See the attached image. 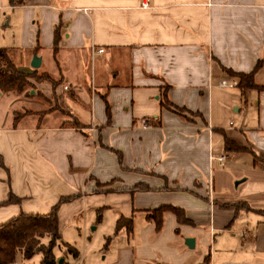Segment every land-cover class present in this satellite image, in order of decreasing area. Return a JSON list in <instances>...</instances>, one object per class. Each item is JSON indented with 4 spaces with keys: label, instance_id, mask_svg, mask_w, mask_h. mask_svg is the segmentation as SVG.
<instances>
[{
    "label": "crops",
    "instance_id": "1",
    "mask_svg": "<svg viewBox=\"0 0 264 264\" xmlns=\"http://www.w3.org/2000/svg\"><path fill=\"white\" fill-rule=\"evenodd\" d=\"M141 3L0 0V47L57 82L37 91L53 109L39 100L0 122V224L73 196L58 209L60 241L73 215L95 229L106 210L122 239L107 264H264V62L253 74L262 89L219 85L232 77L223 68L249 73L264 57V0ZM42 51L54 70L41 69ZM225 137L244 150H226ZM234 202L249 209L224 207ZM119 218L131 233L115 231ZM61 243L78 252L71 264L107 258ZM55 255L70 264L65 247Z\"/></svg>",
    "mask_w": 264,
    "mask_h": 264
},
{
    "label": "trees",
    "instance_id": "2",
    "mask_svg": "<svg viewBox=\"0 0 264 264\" xmlns=\"http://www.w3.org/2000/svg\"><path fill=\"white\" fill-rule=\"evenodd\" d=\"M13 2V0H11ZM264 62V57L259 59L254 69L249 73L234 72L230 69L223 68L230 76L237 79V87L240 90L249 88L262 89L263 87L254 85L253 74ZM31 80H43L51 83V88L57 85L53 79L46 73H38L34 71L32 73H25L20 71L14 59L11 51L6 47H0V91L1 92H15L21 93L25 87L30 85ZM53 109V108H49ZM48 110V109H47ZM44 110L43 112H46ZM31 110H25L18 112L15 116L14 122ZM224 147L228 151H242L243 147L237 145L229 138H224ZM264 168V161L258 160ZM73 196L61 197L60 200L54 204L51 209L45 214L39 213H20L5 222L0 224V264H11L17 259V256H21L20 264H33L31 262L32 257L39 253V264H58V259L55 255V247L60 242V233L58 228V209L62 202L71 199ZM12 201L11 198L7 199L6 203ZM224 207H228L237 212L239 209H249L248 205L241 202H234ZM166 207H160L151 212L149 218L155 221L156 229H160L162 225V213ZM176 212L177 216L181 218L182 211L176 208H171ZM125 228L129 234L132 231V222L130 218H119L116 222L115 231L117 232L121 228ZM65 251L70 253L72 257H77V250L70 244H65ZM209 259L206 256L199 264H208ZM62 264H67L66 261H62Z\"/></svg>",
    "mask_w": 264,
    "mask_h": 264
},
{
    "label": "rangeland",
    "instance_id": "3",
    "mask_svg": "<svg viewBox=\"0 0 264 264\" xmlns=\"http://www.w3.org/2000/svg\"><path fill=\"white\" fill-rule=\"evenodd\" d=\"M9 33V30L3 31L0 28V38L7 37L6 35ZM43 61L41 69H52L54 70V62H53V55L51 52L42 51ZM40 55V57H42ZM50 85L51 83L45 82L43 80H31L30 85L25 87L21 93H15L12 91L9 92H2L0 96V122L4 120H8L10 115H17L18 112H23L25 110H31V108L35 107V101H41L44 104L45 110L48 108H53L55 105L49 100H45L46 96L38 97V90L39 88H43L46 90V86ZM32 91H34L32 93ZM104 213V219L100 225L92 229L93 224H87L84 229L83 217L85 216L84 213L73 215L69 218V224L65 226L64 231L65 234L61 235V241L55 247V253H63L64 252V244L62 245L61 242H69L75 246V242L83 246L84 242L91 246V251L89 255V260L95 258L96 253L101 251V258L103 255H107V258L104 264H107L110 261L111 254L116 252L118 247L121 245V238L116 237L114 238L112 229L114 227L113 224L108 223L110 219V213L106 210L102 211ZM95 213V212H94ZM71 221H74V224H71ZM92 229V230H91ZM85 231V232H84ZM71 232V235H70ZM111 237L110 241L108 242V237ZM86 240V241H85ZM106 248L107 252H103ZM82 250V249H81ZM19 256V255H18ZM92 256V257H91ZM40 254H35L31 262L33 264L40 263ZM67 261L71 264L74 261L72 256H68Z\"/></svg>",
    "mask_w": 264,
    "mask_h": 264
},
{
    "label": "built area",
    "instance_id": "4",
    "mask_svg": "<svg viewBox=\"0 0 264 264\" xmlns=\"http://www.w3.org/2000/svg\"><path fill=\"white\" fill-rule=\"evenodd\" d=\"M141 6L148 7V0H142ZM99 51H102V49H100ZM237 84L238 81L234 77L223 78L222 80L219 81V85L221 87L234 88L237 87ZM228 158H229L228 152H223L222 154L216 156L215 159L217 160L219 165H224V163L227 161ZM74 264H81V263L79 261H75Z\"/></svg>",
    "mask_w": 264,
    "mask_h": 264
},
{
    "label": "water",
    "instance_id": "5",
    "mask_svg": "<svg viewBox=\"0 0 264 264\" xmlns=\"http://www.w3.org/2000/svg\"><path fill=\"white\" fill-rule=\"evenodd\" d=\"M40 63H41V58L34 55L32 60H31V67L33 68H38L40 66ZM1 91H0V95H1ZM185 243L188 247L192 248L194 246V239L193 238H186L185 239ZM58 263H61V260H58Z\"/></svg>",
    "mask_w": 264,
    "mask_h": 264
}]
</instances>
